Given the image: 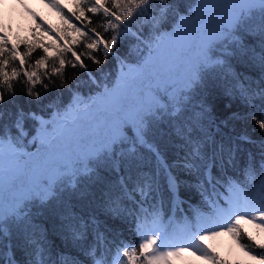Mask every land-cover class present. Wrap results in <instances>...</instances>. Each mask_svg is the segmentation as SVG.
Wrapping results in <instances>:
<instances>
[{
  "label": "snow or ice",
  "instance_id": "obj_1",
  "mask_svg": "<svg viewBox=\"0 0 264 264\" xmlns=\"http://www.w3.org/2000/svg\"><path fill=\"white\" fill-rule=\"evenodd\" d=\"M49 3L63 14L56 0ZM74 3L77 20L86 18V12L104 17L100 27L108 33L106 39L96 28L81 30L69 25L72 32L87 41L86 58L96 65L95 72L88 71L83 53L68 46L79 40L68 41L66 34L56 35L57 41H65L64 45L54 42L46 46L37 42L23 55L15 45L9 48V41L0 35V241L10 239L14 232L24 236L34 246V262L29 264H173L189 251L212 264H222L204 246L205 240L225 231L241 240L247 235L242 233V223H251L264 231V141L258 144V160L252 153L248 154L249 161L241 178L227 179V168L234 166L238 148L229 147L225 156L221 143L214 145L209 154V138L202 133L213 112L197 101V95L209 80L223 78L225 95H238L244 105L259 108L258 116L254 112L243 117L239 112H231L230 118L251 116L264 132V0L185 3L74 0ZM245 34L257 36L261 45L258 53L255 49L251 53L261 70L255 88L240 82L231 71V57L241 52L249 54L243 40ZM35 47L43 48L46 53L36 60L37 69H47L49 58L54 57L53 75H62L66 64H70L73 69L84 70L94 90L85 97L78 90L69 89L72 95L66 106L63 103L45 106L50 119H45L43 109L25 111L16 107L14 119L4 122L6 105L14 103L16 96L13 81L21 77V70L27 85L25 95L39 102L41 93L33 91V86L40 83L45 92L49 90L38 71L25 68V58ZM64 53H71L74 59L66 60ZM108 57L112 58L115 71L104 67L109 63ZM17 59L19 67L9 71V65ZM44 76H48L47 71ZM230 80L237 82L234 87H229ZM78 84L77 81V88ZM60 86L68 87L63 80ZM8 115L11 118L13 113ZM86 117L90 118V134L73 140ZM29 121L33 122L31 130L27 126ZM165 122L171 125L183 150V155L173 162L179 174L162 163L165 191L157 186L154 177L148 179V173L141 170L135 176L122 175L118 185L102 189L99 195L102 215L132 217L136 241L114 245L100 231L98 216L88 221L72 217L63 225L67 235L74 242L85 241L92 227L93 242L84 248L83 261L53 260L35 229L29 206L37 201L43 205L57 199L64 187L76 188L82 179L119 172L122 163H135L145 148L157 161H162L153 137ZM222 123L226 125V121ZM29 135L32 138L27 143L36 148L35 153L25 151V138ZM239 139L256 143L247 135ZM221 164L225 165L224 174L220 172ZM5 185L7 198L3 195ZM182 188L194 190L199 196V207L195 210L183 207L188 201L181 196ZM209 189L216 193L215 197ZM173 209L181 213L175 220L171 215ZM241 246L252 252L251 245ZM259 247L264 250V244ZM253 259L264 264V251L253 254Z\"/></svg>",
  "mask_w": 264,
  "mask_h": 264
},
{
  "label": "trees",
  "instance_id": "obj_2",
  "mask_svg": "<svg viewBox=\"0 0 264 264\" xmlns=\"http://www.w3.org/2000/svg\"><path fill=\"white\" fill-rule=\"evenodd\" d=\"M185 2H189V0H173V3ZM59 4L63 9L64 20L53 22L39 15L38 20H36L37 23L30 26L26 30V33L17 35L10 32L9 26L2 25L0 35L5 36L9 41V48L15 45L17 51L23 55L29 46H32L37 42L46 46L54 45V42L64 45L65 41H57L56 35L66 34L68 41H71L73 38L79 40V43L70 44L68 46L72 47L78 53H83L84 56L82 59L84 60V63L88 65V71L95 72L96 65L86 58L88 50L85 49L84 45L87 41L85 38L79 37L75 32H72L69 25H75L76 27L81 28V30H85V28H96L97 32L106 39L108 38V33H105L103 28L100 27V25L104 23V17L102 14L86 12V18L77 20L74 15V13L77 12L74 1L69 6L64 5L63 3ZM109 19L111 18L109 17ZM65 20H67L68 23H65ZM89 21H91V23H89ZM45 32L47 34H45ZM243 40L247 44V51L249 54L245 55L241 52L231 57V71L234 75L239 77L240 82L255 88L257 87V81L259 80L261 70L258 62L252 59L251 53L253 49L258 53L261 45L259 38L255 35L249 36L245 34ZM44 55H46V53H44L43 48L35 47L32 54L25 58V68L27 70L38 71L43 83L49 85V90L45 92L40 83L33 86V91L41 93L42 99L39 102L25 95L27 85L24 82L25 78L22 74L23 70H21V77L13 81L16 92V96L13 98L14 103L6 105L8 112L13 113V116L10 118L8 112H6L4 122L10 123V120L14 119L16 107H22L25 111H40V109H43L45 119H50L51 116L49 110L45 107L46 105L50 103H53L54 105L63 103L66 106L70 101L72 92L78 90L87 97V95L94 90L95 86L88 79L84 70L80 68L73 69L70 64H66L62 75H53L51 73V68L53 60L55 59L54 57L49 58L47 69H37L35 67V62L38 58ZM64 56L68 61L74 59L71 53H64ZM100 56L103 58L102 48L100 49ZM108 60L109 63L104 65V67L115 71V68L112 67V58L108 57ZM56 66H58V61H56ZM12 67H19V59L13 61L9 65V71ZM46 71L48 72L47 77L44 76ZM62 80L67 83V88L60 86V81ZM77 81L79 82L78 88ZM236 83V81L230 80L229 87H234ZM223 84V78L209 80L198 93L197 101L203 102L213 112L211 119L205 123L204 132L202 133V135H206L209 138V154L213 150L214 145L218 146L221 143H223L226 150L225 156L227 155V149L229 147L238 148L236 159L233 162L234 166L227 168V179L232 180L234 176L241 178L242 173L245 170L244 165L249 161V153L255 155L257 160L260 158L258 144L261 141H264V132L259 130L251 116L239 120L230 118L231 112H239L242 117L245 113L254 112L258 116L259 108L253 109L244 105L238 95H225ZM69 89H71L72 92H70ZM256 103L259 105V101H256ZM37 105H39V108ZM228 105H231V107H228ZM222 121H226V125L225 123H222ZM32 123L33 122L29 121L27 125L30 130L32 128ZM173 123H175V119H173ZM89 130V127L84 129L83 132L85 134L80 133L78 139L81 135H89ZM241 135L251 137L256 143L248 144L242 142L239 139ZM76 137L77 135L75 136V141H78ZM31 138V135L25 138V143L27 145L25 151L30 150L31 153H35L36 148L31 143H27ZM153 139L160 148L162 161H157L154 158L153 153L145 148L135 163H122L119 172L109 171L107 174L100 177L93 176L90 180L82 179L76 188L71 186L64 187L59 192L57 199L43 205L37 201L29 206L28 211L33 218L35 229L38 231L43 244L53 260L58 262L61 259L67 258L69 261H83L85 259L83 254L84 248L93 242L94 232L92 227L89 228L88 238L85 241L74 242L70 236L67 235L66 229L63 225L67 223L68 218L72 217L77 220L84 219L88 221L92 216H98L99 219L97 223L100 231L104 232L108 237L109 242L114 245L117 242L127 244L129 241H136L137 237L133 231L134 224L132 217L130 215H121L119 218H113L108 215H102L100 213L98 200L102 189L118 185L122 175L132 174L135 176L141 170L148 173V179H153L154 177L157 186L161 191H165L166 176L162 163H167L173 172L179 174V170L175 168L173 162L183 155V150L180 146L181 142L175 137L171 125L167 122L161 125L160 129L156 131ZM72 145L76 146L75 143ZM219 155L220 154L217 153L218 157ZM219 168L221 174H224L225 165L221 164L219 165ZM242 182L245 184L247 183V181ZM217 191L219 190L217 189ZM209 192L215 197L216 193H212L211 189H209ZM3 195L5 198L9 196L7 185H5ZM181 196L186 197V201H188L184 204V208L195 210V208L199 207L200 198L194 190H185L182 188ZM149 203H151V201H149ZM176 203L179 204L180 201H177ZM179 214L181 213L176 209H173L171 212L173 220H175ZM241 229L242 233H246L247 235L242 236L241 240L236 239V241L240 246L242 244L252 246V252H248L245 247L241 246L247 254L253 256L255 253L264 251L259 247L261 244H264V241L255 240L248 231L242 227ZM248 237H251L252 239L249 240ZM113 238H115V240H113ZM112 251L115 253V246ZM9 261H12L13 264H29L30 261L34 262V246L29 244L26 238L19 233L14 232L10 239L5 238L0 241V264H9ZM220 261L222 264H261L260 260H257L256 263H244L236 259L232 260L231 257L229 258L225 254L220 255Z\"/></svg>",
  "mask_w": 264,
  "mask_h": 264
},
{
  "label": "rangeland",
  "instance_id": "obj_3",
  "mask_svg": "<svg viewBox=\"0 0 264 264\" xmlns=\"http://www.w3.org/2000/svg\"><path fill=\"white\" fill-rule=\"evenodd\" d=\"M74 0H56L58 3H63L69 6ZM60 5V4H59ZM39 15L49 21H61L65 17L63 14L58 13L51 7L49 0H0V30L2 25H7L10 28V32L14 34H24L26 30L37 23ZM45 34H47L45 32ZM90 118H85L84 122L78 127L75 136L85 134L84 129L89 127ZM94 127V126H93ZM91 129L89 130V134ZM75 148V145H72ZM21 161V165L26 162ZM241 227L248 231L251 236L257 241H264V231H261L251 223H242ZM204 246L208 248L212 254L216 255L220 260V255L225 254L232 260L236 259L240 262H257V259H253V256L247 254L242 247L236 241V238L225 232H222L219 236L212 239L205 240ZM173 264H212L211 261L199 258L198 255H193L191 251L185 252L180 258L173 261Z\"/></svg>",
  "mask_w": 264,
  "mask_h": 264
}]
</instances>
